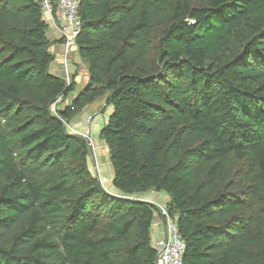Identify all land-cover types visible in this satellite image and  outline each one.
<instances>
[{
  "label": "trees",
  "instance_id": "1",
  "mask_svg": "<svg viewBox=\"0 0 264 264\" xmlns=\"http://www.w3.org/2000/svg\"><path fill=\"white\" fill-rule=\"evenodd\" d=\"M42 1L0 0V264H155L151 192L183 264H264V0H78L62 110ZM99 99L115 193L65 127Z\"/></svg>",
  "mask_w": 264,
  "mask_h": 264
},
{
  "label": "rangeland",
  "instance_id": "2",
  "mask_svg": "<svg viewBox=\"0 0 264 264\" xmlns=\"http://www.w3.org/2000/svg\"><path fill=\"white\" fill-rule=\"evenodd\" d=\"M48 37L52 41H57V43L54 42L52 48L57 45V48L59 49L61 44H59V41L53 37L50 29L48 31ZM58 45L60 46L58 47ZM53 55L55 65L53 66L52 71H55L58 66L59 71L57 74L65 80L67 85L75 84L74 91L68 95L66 100L59 101L54 107V110H62L63 108L70 106L71 102L74 101L88 86L89 75L87 66L81 61L76 47L73 49L72 54L67 61L68 74H65L62 69V57H60L62 55L61 47L59 50L56 49V52L54 51ZM110 113L111 108L105 105V100L99 99L84 108V110L70 120L69 123H65V127L70 134L78 135L87 141L91 151V157L89 159L91 172L95 176L97 173L108 180H110L112 176L108 160V150L105 145L99 141L98 134L102 127L107 123Z\"/></svg>",
  "mask_w": 264,
  "mask_h": 264
},
{
  "label": "built area",
  "instance_id": "3",
  "mask_svg": "<svg viewBox=\"0 0 264 264\" xmlns=\"http://www.w3.org/2000/svg\"><path fill=\"white\" fill-rule=\"evenodd\" d=\"M78 6V0H43L41 4L48 27L55 31L59 39H63L61 59L65 74H68L67 61L76 47L75 39L81 27ZM53 13L55 17H52ZM96 177L100 186L107 191L106 186L110 181L97 173ZM157 218L162 232L159 239L152 241V247L157 255L155 264H183L185 245L174 219L163 206L159 207Z\"/></svg>",
  "mask_w": 264,
  "mask_h": 264
},
{
  "label": "crops",
  "instance_id": "4",
  "mask_svg": "<svg viewBox=\"0 0 264 264\" xmlns=\"http://www.w3.org/2000/svg\"><path fill=\"white\" fill-rule=\"evenodd\" d=\"M50 31H51V34L53 35V37H56L57 36V34L55 33L54 30H50ZM59 46L60 45H58V47ZM60 47L62 49V45ZM60 47H59V49H60ZM56 49L59 50L57 48V45L54 48H51V53L53 54L54 51L56 52ZM54 65H55V63H53L51 65V70L50 71L52 73H54V74H57L58 71H59L58 70L59 68L57 66L56 70L55 71H52ZM109 181H110V183L106 186L107 187L106 189H107V192L112 193L113 190L111 189V179ZM113 193H115V192H113ZM143 199H145L147 202H150V203H152V204H154L156 206H164V205H166V203L169 200L168 196H166L165 194H162V193H154V192L148 193L147 195L144 196ZM158 220L159 219L156 218V220H155V222H154V224L152 226V241H155V240L159 239V237L161 236L162 227H161V224L159 223Z\"/></svg>",
  "mask_w": 264,
  "mask_h": 264
},
{
  "label": "bare ground",
  "instance_id": "5",
  "mask_svg": "<svg viewBox=\"0 0 264 264\" xmlns=\"http://www.w3.org/2000/svg\"><path fill=\"white\" fill-rule=\"evenodd\" d=\"M52 17H55L54 13L52 14Z\"/></svg>",
  "mask_w": 264,
  "mask_h": 264
}]
</instances>
